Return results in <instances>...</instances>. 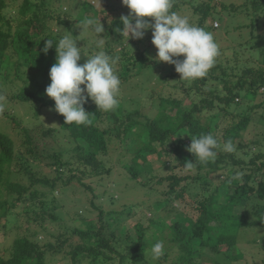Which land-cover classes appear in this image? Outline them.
<instances>
[{"label":"rangeland","instance_id":"obj_1","mask_svg":"<svg viewBox=\"0 0 264 264\" xmlns=\"http://www.w3.org/2000/svg\"><path fill=\"white\" fill-rule=\"evenodd\" d=\"M19 1L9 0V7L5 10L6 15L10 14L13 27L23 18L17 11ZM46 1L45 10L48 13V17L45 18V24L48 29L46 32L57 42L59 38L71 32L72 38L77 41V47H80L82 52L81 60L78 63L83 64L86 62L87 57L95 55L101 50L110 56H118L120 58L114 65V69L121 80L118 101L121 103L122 112L117 114V122L108 135L107 149L97 154V160L99 161L95 170L97 174L92 173L93 175H89V168L77 162V149L73 148L77 141L68 136V130H63L59 126V119L56 113L51 109L39 106L37 102L21 101L17 98V94L22 88H30L36 81L41 80V75H35L31 69L26 70L24 68V74H21L18 78V76L14 75V61L11 62L8 76L5 79H0V88L7 94L5 110L0 112V131L9 135L14 142L15 151H20L25 156V149L28 144L25 141V133L26 131L30 133L41 151V154L35 157L28 155V159L26 158L27 164L36 172L37 177L52 178L57 175L55 166L52 165L53 158H49L45 154L65 149L62 159L69 160L70 164L62 168L60 172L62 180L57 181V188L52 191L50 196H47L48 200L44 205V207H49L47 211L54 213L56 218L54 220H44V230L40 231V221H34L32 206H28L29 201L19 202L7 214L6 227L0 224V245L7 250L14 237L30 234L29 232L32 230L38 231V241H48L56 246L60 239L67 237V241L59 250L47 252L45 260L47 264H70L71 256L68 251L74 244L79 242V237L71 231L74 227L84 229L89 223L96 226L102 223L103 226L101 228L103 227L102 230L105 235L111 236V234H115L119 239V244L124 248L127 243L126 235L135 237L134 225L140 223L146 228L148 234L154 233L156 235L154 237L155 242L159 240L165 242L164 253L166 258L154 259L150 251L152 245L147 251L146 264L179 263L185 259L184 264H189L187 259H190V257L193 260L192 264H264L263 227L244 226L233 230L231 222L222 223L223 227L214 225L211 227L213 232L210 241L211 244L217 246V250L202 246L196 255L190 256L187 252H184L186 250H184L183 246L173 239L175 229L172 226L175 221L180 220L183 216L194 220L197 214L196 201L207 197L209 194L217 193V189L222 188V184L229 174H233L237 180H240L244 171L251 167L247 162L249 157L259 151H264V119L259 116V112L263 114L264 110H252L249 106L250 103L253 104L264 94H257L258 98L251 99L252 101L248 103V114L252 122H249L241 130L240 141L236 138L232 142L236 150L231 153L236 158H241L244 164H230V159L225 157L229 152L222 150L225 142L223 140V132L239 120V117L234 113H236V107L242 108L240 103L235 104L234 108H229L228 110H222V105H216L215 103L212 108H206L198 115L201 122L209 125L210 133L221 144V148L215 158L218 162L215 173L208 175L206 173L209 170L208 167H204L199 171L195 169L185 170L180 167L171 169V165L179 160L176 154L170 151L173 144L171 138L164 140L163 145L157 142L154 143V147L162 151L161 155L153 153L146 159H137V162L133 164L131 157L136 151H139V146H142L143 143V140L136 133L141 131L142 124H144L146 119L161 116L164 118L161 122L163 127H175L179 121L178 116L180 113L187 111L203 96L201 91L193 89L191 96H186L184 89L191 82L180 80L178 73L174 78H165V75L175 71V68L156 59L157 50L151 43V29L146 31L142 39L129 38L126 42L127 37L119 31L123 29L119 23L112 26L111 33H107L105 29V24L107 23H104L102 24L104 32L99 34V38H103V45L98 47L100 41L93 33L87 29L82 30L81 24H72L76 19V12L81 8L80 3L82 1H88L95 7L94 13L92 11L85 12L88 18L96 17L100 19V9L106 6L114 8L113 17L115 16L116 19H120L121 16H127L129 15V9L121 4V0H58L57 3H55V0ZM173 1L178 2L181 7V11L178 13L187 15L190 21L197 25V16L190 14L191 8L188 5V1L193 6L205 0ZM250 2L251 0H219L216 8L221 7L220 11L216 9V12L200 26L212 33L219 46V55L215 63L224 66L229 73L238 74L241 68L247 66L253 68L264 67V57L260 55L261 50L251 49L253 41H257L259 47L262 46L264 28L261 27L258 32H255L260 35L259 37L251 38L248 41H245L248 35L243 37L242 35L249 28H241V33L239 30V25L250 23L251 14L247 16L243 11L239 12L238 10L243 8L244 3L250 4ZM234 5L235 8L233 7ZM81 11L84 12L82 9ZM262 16L263 18L260 21H264V13ZM111 17H106L105 22L109 23L111 19H114ZM211 18H213V21L216 19V21H211ZM62 20L71 22L69 27H66ZM150 22L154 21L151 19ZM237 41H240L241 44ZM142 50L144 52L142 55L143 59L148 64H145L140 69H131L128 73L130 76L124 79L122 66L128 64L130 57H135L138 54L137 52ZM234 52H237V54ZM15 59L16 55L13 54V60ZM180 59H183V57H180ZM215 73H219V70L217 69ZM233 79L235 78L233 77ZM220 86V81L212 78L205 84L206 90L210 87H213V89L220 88ZM165 97L182 99L181 105L176 110L172 107L170 111L171 106H165L162 101V98ZM88 101L92 102L91 99H88ZM243 103H245L244 100ZM134 110L140 113L134 115V119L138 122L136 126H131L129 131L125 132L123 130V125L127 121L125 114ZM101 112L105 113L102 110ZM11 117L14 118V122L11 121ZM108 125L109 122L107 120L101 123L102 127H107ZM49 126L55 127L56 130L45 136L42 131ZM147 138V136L144 137V139ZM237 142H241L245 146L244 150L237 145ZM183 143L186 144V141H183ZM165 151H168V154ZM221 158H226V161L222 162ZM167 160L170 162L169 164ZM130 163L132 165L128 167ZM169 166L170 169L168 168ZM130 168L136 173V177H132ZM84 170L85 173L82 174L81 171ZM174 172L180 175H195L198 173L200 178L194 180L189 176L180 183V186L183 185L182 192L179 186L174 191L168 192L169 181L166 176ZM80 175V182H82L78 184L77 177ZM8 176L9 179L28 185L31 189L41 188L43 190L44 188L37 181L30 184L29 173L16 165L14 161L10 164ZM69 177L71 178L70 182L65 184L64 182L70 179ZM256 178L259 179L260 177L257 176ZM87 184L91 186V190L87 188ZM232 188L229 191H232ZM216 195L217 198L212 203L210 199H207L210 212L214 213L211 214L213 218H211V221L231 219L234 215H240L242 212H248L249 217H253L251 214L252 205H264V198L260 199L254 196L245 204L225 205L223 204L225 201L223 194L219 192ZM8 196L9 199H13L16 193H10ZM38 205L37 203L36 207ZM52 205L55 208H52ZM26 206L29 208H25ZM222 206L223 209L220 208ZM39 208L40 206L35 209L36 212H39ZM27 210H31V212L29 213ZM160 223L165 226L161 229L160 234L159 231L155 233ZM224 233L235 234L234 245L229 252L224 251L226 249L225 245H217L216 243L219 237L218 234ZM227 255H230V258ZM76 264H87V262L81 261Z\"/></svg>","mask_w":264,"mask_h":264},{"label":"trees","instance_id":"obj_2","mask_svg":"<svg viewBox=\"0 0 264 264\" xmlns=\"http://www.w3.org/2000/svg\"><path fill=\"white\" fill-rule=\"evenodd\" d=\"M8 2L9 0H0V79H5L8 76L12 61H14V75L18 76V78L21 74H24V68H26V70L31 69L35 75L40 74L41 80L36 81L35 84L30 86V88H22L17 94V98L21 101L37 102L39 103V106L54 111V101L45 95V89L47 85L50 84L49 70L56 61L57 53L55 47L49 49L47 54L41 51L45 40L51 38L56 41L48 34V32H46L48 30L45 24V18L48 17V13L45 10L47 1L20 0L17 5V11L23 16V18L16 23L15 27H13L11 22L10 14H5L6 8L9 7ZM57 2L58 0H55V3ZM218 2L219 0H205L192 6L191 2L188 1V5L191 8L190 14L197 16V26L200 27L203 25L204 22L216 12V9L220 11L221 7L216 8ZM80 7V10L76 12V19L72 24H81L85 18H88L85 12L92 11L94 13L95 10V7L88 1H82ZM233 7L235 8V5ZM233 7H231V9H233ZM180 8L179 3L173 1L171 11L178 13L181 11ZM81 9L84 10V12L81 11ZM113 9L112 6H106L100 9V22H103L101 24L107 23L105 24L107 33L112 32V26L116 23H119L121 28H123L121 20L116 19L115 16L113 17ZM238 11H243L247 16L251 14L249 24L239 25L240 33L241 28H249V30L245 31L244 35H242V37L248 35L245 41L251 40V38L254 37H259L260 35L255 32H258V29L261 27L264 28V21H260L263 18L262 14L264 13V0H251L250 4L244 3L243 8ZM108 16L114 18L111 19L109 23L105 22L106 17ZM147 19L150 21L152 18ZM212 19L213 18H211V21H213ZM214 21H216V19H214ZM62 23H64L66 27H69L71 24V22L67 20H62ZM210 26L212 27L211 23ZM240 41L237 42L240 43ZM262 42V46L259 47L257 41H253L251 49L261 50L260 55L264 57V37ZM137 53L138 54H136L135 57H130L128 64L122 66L124 79H127L130 76L128 73L131 69H140L145 64H148L143 59V50L138 51ZM234 53L237 54V52ZM13 54L16 55L15 60H13ZM217 69L219 70V73H215ZM176 75V71L169 72L165 75V78H174ZM233 77L235 79H233ZM210 78L213 80L218 79L221 83L220 88L217 87L213 89V87H210L206 90L205 84ZM193 89L201 91L203 96L200 97L199 101L194 103L187 111L180 113L178 116L179 121L175 127H163L161 122L164 118L161 116L146 119L144 124H142L141 131L136 133V135L143 140V143L142 146H139V151H136L131 157V162L133 164L137 162V159H146V157L153 153L161 155L162 151L156 149L154 143L157 142L160 145H163L164 140L171 138L173 144L170 151L175 153L179 158L177 163L171 165V169H174L175 167L183 168L181 166H183L184 162L189 161L195 163L194 169L196 171L208 167L209 170L206 171L208 175L215 173L218 167V162L216 160L209 161L208 163H200L196 161V158L193 157L190 152L186 151V148L191 143V136L198 137L201 134L210 133L209 125L201 122L198 115L202 110L212 108L215 103L216 105L221 104L222 110L234 108L235 104L237 105L240 103L242 108L240 109L239 107H236V113H234L239 117V120L223 132V140L225 142L228 140L234 142L236 138L240 141L241 130H243L249 122H252V119L248 114V103L252 101L251 99L258 98L257 94H264V67L253 68L247 66L241 68L240 72L236 74L229 73L224 66L215 63L205 77L188 84L184 89L185 95L190 97ZM0 91L3 90L0 88ZM243 100L245 103H243ZM162 101L165 106H171V111L172 107L174 110L179 108L182 99L165 97L162 98ZM249 106L252 110H264V96H261L256 102H253V104L250 103ZM83 107L85 111L90 114L89 119L91 120V124H65L64 117L55 111L54 112L59 119V126L63 130H68V136L77 141V144L73 147L75 150L77 149V162L84 167L89 168V175H93L92 173H96L95 170L99 164L97 154L99 152H104L107 149L108 135L111 133V130H113L114 125L117 122V114L122 112V108L121 103L119 102L114 110L102 113L101 110L96 108L94 103L88 100ZM166 109L168 108L166 107ZM138 114L140 113L137 110L131 112L128 111L125 114L127 120L123 125V130L125 132L129 131L131 126H136L138 121L134 119V115ZM259 116L261 119H264V113L260 114L259 112ZM10 119L12 122L15 121L13 117ZM104 120L109 122L107 127L101 126V123ZM54 130H56L55 127L49 126L42 131V134L45 136L48 134L50 135ZM25 134V141L28 143L25 149L26 156L23 153H20V151L16 152L12 138L6 133L0 131V224L3 227H6L7 214L9 211L13 209L17 203L27 200V202L29 201L28 206H32L34 221H40V231H43V221L46 219L54 220L56 218L54 213L47 211L49 207H44L48 200L47 196H50L52 191L57 188V181L62 180L60 172L64 166L70 164V161L62 159L65 149H59L58 151H53L51 154H45V156L53 158L52 165L55 166V172H57V175L52 178L45 176L37 177L36 172L31 169L29 164H27V159L28 155L35 157L36 155L41 154V151L38 149L37 144L30 133L26 131ZM145 136L148 138L144 139ZM183 141H186V144H184ZM237 143V145L244 150L245 146H243L241 142ZM218 150L219 149L216 150L217 154ZM168 151H165L166 154H168ZM225 157L230 159V164L232 165L235 163L244 164V161L241 158H236L232 153H227ZM226 158H221V161L225 162ZM13 161L16 165L29 173L30 184L37 181L42 184L44 191L41 188L31 189L28 185L9 179L8 171L10 164ZM247 162L251 167L247 171H244L240 180H237L233 174H229L225 178L222 188L217 189V193L221 192L225 197L223 204L234 206L237 203L245 204L253 196L260 199L264 198V151H259L258 153L253 154L252 157H249ZM132 163H130L128 167L131 166ZM167 163L169 164L170 162L167 160ZM168 168L170 169V166ZM129 170L132 173V177H136V173L132 171L131 168ZM81 172L84 174L85 170ZM189 176L194 180L200 178L198 173L195 175H180L177 172L169 173V175L166 176V179L169 181L168 192L174 191L178 186L182 192L183 185L180 186V183L183 179L188 178ZM257 176L260 178L257 179ZM80 178L81 175L77 177L78 184L82 182H80ZM70 180L71 178L64 183L67 184ZM86 186L91 190L89 184ZM231 187H233L232 191H229ZM10 193H16V196L13 199H9L8 194ZM217 193L209 194L207 197L196 201L195 208L197 209V214L194 217V220H190L191 218L187 219L188 217L183 216V218L175 221L172 225L175 229L173 239L177 240L181 246H183L184 250H186L184 252H187L190 256H193V254L196 255L197 251H199L202 246L217 250V246L211 244L210 241L213 232L211 227L214 225L223 227V224H225L224 222H231L233 230L234 228L239 229L244 226H260L264 228L263 204L252 205L251 214L253 217H249L248 212H242L240 215H234L231 219H218L217 221H211V214L214 213L210 212L207 199H210L212 203L216 200ZM37 203L39 204L38 206H40L39 212H36L35 210L38 207H36ZM91 203L94 205L92 200ZM28 206L25 208H29ZM51 207L55 208L54 205ZM220 208L223 209V206ZM27 211L29 213L31 212V210ZM101 226H103L102 223L98 226L89 223L84 229L76 227L71 229L72 233L79 237V242L74 244L68 251V254L71 256L70 264H76L81 261H86L87 264H146L147 251L156 243L154 240L156 235H154V233L148 234L146 228L142 224L136 223L134 225L135 237L126 235L127 243L123 248L119 244V239L115 234L106 236L105 232L102 230L103 227L101 228ZM163 226L165 225L160 223V226L157 227L155 233H158L159 231L160 234ZM29 233L30 234L14 237L7 250L0 245V264H47L45 260L47 252L59 250L67 241V237L60 239L56 246L48 241H38V231L32 230ZM218 236L219 237L216 241L217 245H225L226 249L224 251L229 252L234 245L235 234L233 233V235H230L224 233L218 234ZM186 247L188 248L186 249ZM227 257L230 258V255H227ZM160 258L165 259L166 254L164 253ZM185 261L186 259L179 263L171 262L169 264H184ZM187 262L189 264L193 263L191 257L190 259H187Z\"/></svg>","mask_w":264,"mask_h":264},{"label":"clouds","instance_id":"obj_3","mask_svg":"<svg viewBox=\"0 0 264 264\" xmlns=\"http://www.w3.org/2000/svg\"><path fill=\"white\" fill-rule=\"evenodd\" d=\"M121 4L129 9V15L120 17L123 29L119 31L127 37L126 42L129 38L142 39L151 29V43L157 50L156 59L173 65L180 80L192 82L203 78L214 66L219 46L212 33L193 24L187 15L171 11L173 0H121ZM147 18H152L154 22ZM81 24V29L93 33L100 41L98 47H102L103 38H99V34L104 32V28L100 19L85 18ZM72 37L70 32L58 42L51 38L44 42L43 53L47 54L53 47L57 53L56 61L49 70L50 84L45 89V95L54 101V111L64 117L65 124L88 125L91 124L90 114L83 107L88 99L104 112L118 106L121 80L114 65L120 58L101 50L80 64L82 52ZM6 101L7 94L0 91V112L5 110ZM220 148L217 138L208 133L191 136L186 151L196 161L208 163L215 160L216 150ZM222 150L231 153L236 147L228 140L223 143ZM181 167L193 170L195 163L185 161ZM164 246L165 242L159 240L151 247L154 259L158 260L164 254Z\"/></svg>","mask_w":264,"mask_h":264},{"label":"built area","instance_id":"obj_4","mask_svg":"<svg viewBox=\"0 0 264 264\" xmlns=\"http://www.w3.org/2000/svg\"><path fill=\"white\" fill-rule=\"evenodd\" d=\"M216 24V23H215Z\"/></svg>","mask_w":264,"mask_h":264}]
</instances>
